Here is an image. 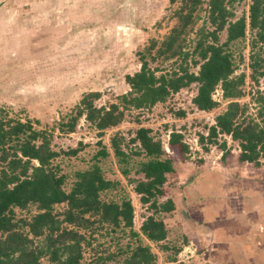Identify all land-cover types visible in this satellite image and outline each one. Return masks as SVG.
Instances as JSON below:
<instances>
[{
  "label": "trees",
  "instance_id": "trees-1",
  "mask_svg": "<svg viewBox=\"0 0 264 264\" xmlns=\"http://www.w3.org/2000/svg\"><path fill=\"white\" fill-rule=\"evenodd\" d=\"M171 2L178 3L173 12L176 22L162 39H150L139 52V70L125 75L129 91L108 106L94 103L99 92L84 94L67 120L59 121V130L73 132L84 116L102 134L107 129H116L126 110L149 109L182 88L197 83L192 103L198 110L210 112L218 106L213 98L216 88L221 89L222 98L227 102L224 110L215 115L205 137L215 140L218 135L230 136L240 149L235 161L259 166L264 160V89L252 94L256 111L250 113L249 104L240 101L244 95L245 74H234L236 65L231 46L250 31L251 76L255 81L258 76L264 79V57H261L264 0H250L248 14L237 18L229 7L234 0ZM199 21L201 24L196 27ZM222 31L226 32L223 42L219 38ZM151 60L167 63L169 67H152ZM191 67H198V70L192 71ZM184 115V110L176 112L179 118ZM150 133V128L139 126L130 139L138 144L137 154L143 157L135 167L141 177L130 178L129 169H121L139 201L153 210L142 221L140 231H135L130 197L123 195L120 201L102 198V192L119 186L118 181L105 178L101 167L93 163L76 171L71 187L66 189V175L55 163L59 153L51 146V134L36 128L31 120L9 116L1 106L0 264H40L43 257L52 264H83L84 246L106 227L112 230L128 228L130 235L136 238V243L128 246V252L119 251L126 254L124 264H154L156 255L149 244L142 243L140 235L151 243L166 239L165 223L155 213H170L175 209L172 198L159 201L165 195L168 174H173L175 168L161 140ZM119 134L116 132L112 136L111 148L118 161L126 163L128 156L118 143ZM203 138L200 135L199 141ZM214 140L212 142H216ZM167 143L177 149L181 159L185 158L189 147L182 133L170 132ZM225 144H220L222 151ZM77 151L73 148L67 154L75 155ZM99 154L106 156L108 151L102 147ZM221 159L226 163L224 153ZM58 205L63 208L57 210ZM30 206L35 207L33 213L26 217L16 216L15 208L24 210Z\"/></svg>",
  "mask_w": 264,
  "mask_h": 264
},
{
  "label": "rangeland",
  "instance_id": "rangeland-1",
  "mask_svg": "<svg viewBox=\"0 0 264 264\" xmlns=\"http://www.w3.org/2000/svg\"><path fill=\"white\" fill-rule=\"evenodd\" d=\"M177 5L171 0H0V107H5L9 116L31 120L36 128L51 134V146L59 153L55 163L66 175V189L71 187L76 171L97 163L105 178L119 182L115 189L102 192V198L120 201L123 195L130 197L134 207L133 230L140 231L142 221L153 210L139 201L128 178L121 173L122 167H127L128 177H141L135 167L143 157L137 154L138 144L130 141L136 128H150V134L161 140L173 160L175 171L168 174L166 192L159 201L170 197L178 207L174 213H155L163 219L167 237L162 242L151 243L140 235L142 243L149 244L156 255L154 264H189L185 255L188 250L198 246L200 239H208L179 213L181 204L194 195L190 175L204 169L224 172L226 169L220 163L223 153L226 168L227 164L240 167L235 161L240 151L237 141L228 135H218L213 139L216 142L205 137L215 115L227 104L220 96V88L213 95L218 106L210 112L198 110L192 103L197 91V83H192L149 109L126 110L118 127L102 134L84 116L73 132L59 130V121L62 118L66 121L88 92H99L94 99L97 106H108L128 92L125 75L139 70V52L150 39H162L175 24L173 12ZM249 5L250 0H234L229 7L237 18L248 14ZM200 24L201 21L196 27ZM250 34L247 31L246 37L231 48L236 65L234 74H245L244 95L240 101L248 103L250 113L254 114L256 104L252 94L264 89V79L258 76L255 81L251 76ZM193 36L191 33L190 37ZM219 38L225 41L226 32L222 31ZM261 57H264V48ZM149 65L169 67L159 60H151ZM191 70L197 71L198 67ZM180 110L185 111L183 118L176 116ZM172 131L182 133L188 144L184 159L167 143ZM116 132L120 133L118 143L128 156L126 163L119 162L111 148L110 140ZM200 135L203 141H199ZM222 142L226 143L223 151ZM102 147L108 155L99 154ZM73 148L78 149L77 153L67 154ZM240 168L264 171V160L259 166L244 162ZM62 208V205L56 206L57 210ZM34 211V206L24 210L15 208L17 217H26ZM135 243L136 238L128 228H102L84 246L82 263L124 264V252ZM179 249L183 254L178 258ZM40 264L52 263L43 257Z\"/></svg>",
  "mask_w": 264,
  "mask_h": 264
},
{
  "label": "crops",
  "instance_id": "crops-1",
  "mask_svg": "<svg viewBox=\"0 0 264 264\" xmlns=\"http://www.w3.org/2000/svg\"><path fill=\"white\" fill-rule=\"evenodd\" d=\"M220 163L224 172L190 175L194 195L179 213L208 239L193 245L186 259L189 264H264V171ZM182 254L176 252L178 258Z\"/></svg>",
  "mask_w": 264,
  "mask_h": 264
},
{
  "label": "built area",
  "instance_id": "built-area-1",
  "mask_svg": "<svg viewBox=\"0 0 264 264\" xmlns=\"http://www.w3.org/2000/svg\"><path fill=\"white\" fill-rule=\"evenodd\" d=\"M218 89H215V92L217 91ZM220 91V96H221V98H222V92H221V89L219 90ZM213 95H214V93H213Z\"/></svg>",
  "mask_w": 264,
  "mask_h": 264
}]
</instances>
